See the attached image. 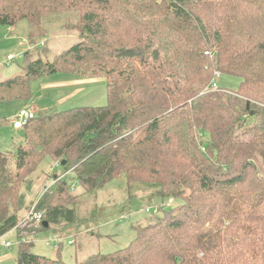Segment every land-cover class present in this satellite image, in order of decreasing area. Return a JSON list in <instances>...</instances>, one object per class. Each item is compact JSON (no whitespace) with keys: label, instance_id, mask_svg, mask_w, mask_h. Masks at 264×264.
Segmentation results:
<instances>
[{"label":"trees","instance_id":"16d2710c","mask_svg":"<svg viewBox=\"0 0 264 264\" xmlns=\"http://www.w3.org/2000/svg\"><path fill=\"white\" fill-rule=\"evenodd\" d=\"M61 16L78 42L52 60L26 51L0 104L63 74L104 79L108 104L38 112L15 150L0 149V237L15 232L17 264H70L76 185L94 193L123 177L131 204L134 186L156 187L160 212L133 226L125 249L83 262L75 252L72 264H264V0H0V26L26 21L33 48ZM216 73L241 79L239 90H209ZM47 160L62 174L31 199ZM54 228L56 258L35 254L34 237Z\"/></svg>","mask_w":264,"mask_h":264},{"label":"rangeland","instance_id":"374dc122","mask_svg":"<svg viewBox=\"0 0 264 264\" xmlns=\"http://www.w3.org/2000/svg\"><path fill=\"white\" fill-rule=\"evenodd\" d=\"M63 21L64 17L61 16L59 22L51 23L48 20L45 23V27L49 28L48 35L44 38V41L47 42V47L45 46V42H41L33 48L31 42L28 41L30 28L26 21L20 22L14 29L0 26V82L22 72L21 68L24 65V59L21 58L19 61L8 62V55L19 57L26 51L33 49V60L39 56L52 60L56 55L62 53V51L75 45L78 42L77 38L69 33L70 31L67 32L61 27ZM66 76L65 74L53 75L34 80L31 83L32 88L29 101L14 102L6 105L0 104V149L3 152L8 153L15 150V143L21 139V130H15L12 126L13 117L21 109L37 106L39 110L52 109L63 112L64 110L78 108L79 106H107L108 98L104 85H97L92 90L78 92L76 96L71 98L67 103L62 104V106L58 105V100L64 94H43V84H49L50 82L57 84L55 81H59ZM219 80L220 88L234 93L239 90L242 82L237 77L234 78L225 74L221 75ZM56 164L57 162L47 160L39 167L37 173L33 175L35 182L33 193L30 194L31 199H34L36 195L39 198L45 194V190L52 189L53 178H57L55 174H62V170L54 169ZM70 177H73V175H69ZM155 188L154 186L141 184L134 186L132 188V195L136 198L135 202L131 204L124 177L109 182V185L105 188L94 193H88L81 185H76V190L73 193L79 199L76 210L77 221L68 231L70 237L62 236V238L64 237L62 240L64 247L61 256L64 261L70 264L74 263L76 261L75 252L77 253L78 261L83 262L91 255L99 252L111 254V252L125 249L136 236L133 226L146 224L149 220L150 214L139 213L138 209L160 205L158 199H155L152 203L149 202V195L156 190ZM35 201L37 202L38 199H35ZM28 213H22L23 217L20 224L24 223L25 218L29 215ZM125 215L127 219L124 218ZM14 235L10 236L7 240H14ZM50 237L59 239L61 236L56 233L55 228L50 233L37 235L34 237L35 244L32 251L35 254L45 255L53 259L56 258L57 252L54 247L58 244L55 243L51 247L48 246L46 240ZM70 239H76L79 248L69 245ZM0 250H2L1 247ZM2 252H5V250ZM2 252L1 255L3 254ZM7 264L15 263L7 262Z\"/></svg>","mask_w":264,"mask_h":264},{"label":"crops","instance_id":"0c3cea01","mask_svg":"<svg viewBox=\"0 0 264 264\" xmlns=\"http://www.w3.org/2000/svg\"><path fill=\"white\" fill-rule=\"evenodd\" d=\"M14 29V28H11ZM12 31V30H11ZM57 84L50 82L49 84H43V94H64L61 98L58 100V105L62 106V104L67 103L71 100L78 92H84L88 90H92V88H96L97 85H104L106 88V83L104 79H96V78H84V77H73V76H66L63 79H60L59 81H55ZM67 93V94H66ZM37 110V112H45L50 111L48 109H42L39 110L37 106L32 107ZM12 234L6 236L4 239H6L7 242H13L14 240H7ZM15 239V238H14ZM69 241H74L75 239H70ZM0 247L2 250H0V264L7 262H14L17 264V249L16 247H12L11 249H6L2 247L0 244ZM5 252H2L4 251ZM1 252L3 253L1 255Z\"/></svg>","mask_w":264,"mask_h":264},{"label":"built area","instance_id":"2783aa9c","mask_svg":"<svg viewBox=\"0 0 264 264\" xmlns=\"http://www.w3.org/2000/svg\"><path fill=\"white\" fill-rule=\"evenodd\" d=\"M207 55H209V53H207ZM7 57H8V59H7L8 62H15V61H19V59H21V58H23V59L25 58L24 54L20 55L19 57H16L14 55H8ZM220 76H221V74H219V73L215 74V77L209 86V90L218 91L220 89V87H219ZM37 113H38L37 110L32 108V107L21 109V111L15 117H13V122H12L13 129L21 130V128L24 125H26L30 120L35 119V117L38 115ZM58 165L59 164H56L55 166H58ZM54 183H55V181H53V184ZM49 190L50 189L45 190V193L48 192ZM173 204H174V200L173 199L169 200L167 202V204L163 205L164 210L169 209ZM159 207H160V205L153 206V207L148 206V207H144V208H139L138 212L139 213H145V214H158L160 212ZM29 214H30V216H29L30 218L29 217L28 218L31 220H36L38 222L42 219V215L41 214H35L34 209ZM124 218H127V216L125 215ZM55 243H57L58 245L55 246L54 248H55V250H58L59 249V243H60L58 240L57 241L56 240L50 241L48 246L51 247V246L55 245ZM0 244L3 247L9 248V249H11V247H13V246H17V244H13L11 242L9 243V242L5 241L4 237H0Z\"/></svg>","mask_w":264,"mask_h":264},{"label":"water","instance_id":"95a60500","mask_svg":"<svg viewBox=\"0 0 264 264\" xmlns=\"http://www.w3.org/2000/svg\"><path fill=\"white\" fill-rule=\"evenodd\" d=\"M62 165L65 166V163H63ZM44 224H45L46 227L48 226V224L46 222Z\"/></svg>","mask_w":264,"mask_h":264}]
</instances>
